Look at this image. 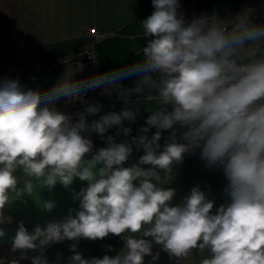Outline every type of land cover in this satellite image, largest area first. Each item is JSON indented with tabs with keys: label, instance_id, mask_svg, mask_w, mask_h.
<instances>
[{
	"label": "clouds",
	"instance_id": "clouds-1",
	"mask_svg": "<svg viewBox=\"0 0 264 264\" xmlns=\"http://www.w3.org/2000/svg\"><path fill=\"white\" fill-rule=\"evenodd\" d=\"M152 6L141 22L147 38L135 53L141 59L86 80L65 76L47 89L26 87L19 77L0 79V242L7 236L2 225L12 223L11 204L27 196L51 211L56 202L41 200V190L87 182L73 192L75 215L69 209L63 220L31 231L20 221L10 238L18 255L0 257V264H49L45 251L52 244L109 235L123 238L118 254L85 258L73 243L68 264H145V257L156 264L154 245L176 264L194 249L209 253L199 264H264V24L248 8L226 21L215 13L188 20L180 0H152ZM126 80L134 86L123 88ZM105 86L118 91L121 111L101 115L99 102H85L74 114L58 107ZM145 91L160 107L131 136L124 121L135 122L139 108L128 105ZM140 102L138 96L134 103ZM164 131L170 135L161 145ZM93 134L104 147L95 148ZM121 135L128 139L118 141ZM134 149L143 155L125 166ZM196 150L228 181V202L215 212L199 186L176 205L175 189L164 187L173 165Z\"/></svg>",
	"mask_w": 264,
	"mask_h": 264
},
{
	"label": "crops",
	"instance_id": "crops-1",
	"mask_svg": "<svg viewBox=\"0 0 264 264\" xmlns=\"http://www.w3.org/2000/svg\"><path fill=\"white\" fill-rule=\"evenodd\" d=\"M199 1L204 10H209L213 4L216 5L218 16L221 18L235 15L242 6V0ZM153 10L152 0H0V79L19 77L21 84L26 87L42 89L52 87L65 76L73 79V67L63 59L86 43L85 32L89 28L109 33L96 46L101 73L141 59L142 53L141 57L135 55L147 41L141 22L150 16ZM253 19L256 23L264 24V16H256ZM133 86V80L122 82L125 89ZM147 94V91L133 94V103L128 105L134 110L139 108L135 122L124 121V127L132 130L131 136L138 135L139 129L146 126L151 112L160 107L159 101L148 102L145 99ZM138 96L141 102L137 106L134 101ZM97 102L103 105L101 115L119 112L125 107L123 99L107 100L98 97L91 104ZM70 106L71 104L65 107L64 101L58 105L68 113ZM97 118L98 116H90L88 120ZM115 131L114 128L109 134L114 135ZM155 131L154 128L150 129L149 136ZM180 131L182 129L177 132L178 138ZM169 135L170 131L162 132L161 145ZM91 139L96 149L105 146L97 135L93 134ZM116 139L120 141L128 137L121 135ZM141 155L142 151L136 152L134 149L125 166L136 163ZM161 175L163 176V173ZM227 184L223 168L207 166L201 159L199 150H196L185 154L181 164L173 165V179L164 187L175 189L176 195L172 204L176 205L190 194L193 187L199 186L207 198L214 201L215 212L221 204L228 202L225 192ZM86 186L87 182L77 178L69 189L57 183L51 191L41 190V200L56 202V207L51 211L43 210L32 197L27 196L24 197L25 202L16 201L11 204L6 214L11 216L12 223L2 225L7 236L0 242V257L11 258L18 255L11 252L10 238L14 236L20 221L31 231L36 224L45 226L48 222L63 220L69 215V209H72V215H75L76 211H79V201L73 198V192H79ZM73 243L85 258H102L105 254L114 256L124 247L123 238L112 235L96 241L83 238L78 241H64L47 247L45 256L49 264H68L73 254L69 246ZM109 245L114 251H108ZM153 251L160 252L156 264H176V261L170 260L168 255L160 250V246L154 245ZM207 255V251L200 253L194 249L188 260L181 261L180 264H199L200 259ZM150 261L151 257H145V264ZM22 264L30 262L25 260Z\"/></svg>",
	"mask_w": 264,
	"mask_h": 264
},
{
	"label": "built area",
	"instance_id": "built-area-1",
	"mask_svg": "<svg viewBox=\"0 0 264 264\" xmlns=\"http://www.w3.org/2000/svg\"><path fill=\"white\" fill-rule=\"evenodd\" d=\"M181 5L182 7L179 11L188 20H191L193 17L199 15H211L213 13L217 15V7L214 4L209 10H204L200 5L199 0H182ZM242 6L264 11V0H242ZM108 35L109 33L107 32H99L92 28L86 30V43L77 47L63 59L64 62H68L72 65L74 71L73 79L86 80L89 77L101 73L96 46L98 42L106 38ZM105 87L109 90L106 91L105 88H96L93 91H89L86 96L83 97L82 101L71 103L69 113L74 114L83 111L85 102L91 104L98 97H102L107 100L122 99L117 90L111 88L110 86ZM11 258H15V256H12Z\"/></svg>",
	"mask_w": 264,
	"mask_h": 264
},
{
	"label": "trees",
	"instance_id": "trees-1",
	"mask_svg": "<svg viewBox=\"0 0 264 264\" xmlns=\"http://www.w3.org/2000/svg\"><path fill=\"white\" fill-rule=\"evenodd\" d=\"M200 2V1H199ZM201 4V3H200ZM245 8H247V7H243V6H241V8L237 11V13L238 12H240L241 10H243V9H245ZM248 9H251V8H248ZM252 10V13H253V17H256V16H264V11H262V10H258V9H251ZM217 15H218V11H217ZM234 16V15H233ZM233 16H229V17H225V18H223V19H225L226 21L227 20H230ZM111 87V86H110Z\"/></svg>",
	"mask_w": 264,
	"mask_h": 264
}]
</instances>
